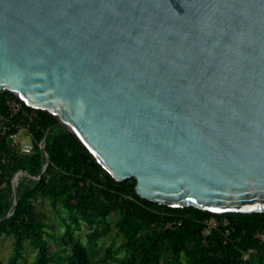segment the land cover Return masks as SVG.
Wrapping results in <instances>:
<instances>
[{
    "label": "water",
    "instance_id": "1",
    "mask_svg": "<svg viewBox=\"0 0 264 264\" xmlns=\"http://www.w3.org/2000/svg\"><path fill=\"white\" fill-rule=\"evenodd\" d=\"M0 91L59 120L40 177L63 128L145 199L264 212V0H0Z\"/></svg>",
    "mask_w": 264,
    "mask_h": 264
},
{
    "label": "trees",
    "instance_id": "2",
    "mask_svg": "<svg viewBox=\"0 0 264 264\" xmlns=\"http://www.w3.org/2000/svg\"><path fill=\"white\" fill-rule=\"evenodd\" d=\"M22 102L12 114L8 99ZM0 116L11 130H0V219L13 210V177L20 170L30 176L19 180V199L11 217L0 221V237L12 236V254L0 264H264V212L217 213L196 207H173L145 199L137 193L136 178L116 180L102 164L90 165L93 153L75 133L54 128L46 138L50 162L41 143L58 118L37 109L17 94L0 91ZM18 126V127H17ZM25 130L34 148L21 153L10 139ZM49 200L58 220H51L37 202ZM118 212L112 222L109 217ZM217 225L210 233L209 221ZM89 225L86 239L77 236ZM115 230L105 256L92 249ZM27 243L34 257L27 260Z\"/></svg>",
    "mask_w": 264,
    "mask_h": 264
},
{
    "label": "rangeland",
    "instance_id": "3",
    "mask_svg": "<svg viewBox=\"0 0 264 264\" xmlns=\"http://www.w3.org/2000/svg\"><path fill=\"white\" fill-rule=\"evenodd\" d=\"M37 206L39 209L48 213L51 220H58L56 210L52 207L49 200L45 202H43L42 200H39L37 202ZM119 216L120 214L118 212H115L109 217V219L112 222H115L119 218ZM89 228H90L89 225L84 224V229L82 231H79L77 233V236L85 240L87 238L86 234ZM114 232L115 230H113L107 236L103 237L100 241V246L92 249V254L95 258H99V259L103 258L105 256V252H106L108 245H110V243H112L113 241L115 242L116 247L120 246L123 239L119 237L115 238ZM12 247H13V237L12 236H1L0 237V255L4 260H7L11 256ZM26 253H27V260L30 262L32 258L34 257V249L29 245V243H27V246H26Z\"/></svg>",
    "mask_w": 264,
    "mask_h": 264
},
{
    "label": "built area",
    "instance_id": "4",
    "mask_svg": "<svg viewBox=\"0 0 264 264\" xmlns=\"http://www.w3.org/2000/svg\"><path fill=\"white\" fill-rule=\"evenodd\" d=\"M8 104L10 106V109L12 111V114L18 113L20 111L21 107H22V102L20 100L16 99V98H12V97H10L8 99ZM6 121H7L6 118L0 116V130H2L3 133H6L7 131L11 130V127H9V125L6 123ZM10 139L15 144V146L17 147V149L21 153H23V154H29V153H31L32 150H33V148H34V145H33L32 141H31L30 136L29 135H26L24 129H21L20 131H14V132H12L10 134ZM41 146H42V143H41ZM21 176H23V175H21ZM208 223H209V228L206 230V233H210L211 229L214 226L217 225V220L215 218H213ZM257 236L262 241H264V232L258 233Z\"/></svg>",
    "mask_w": 264,
    "mask_h": 264
}]
</instances>
